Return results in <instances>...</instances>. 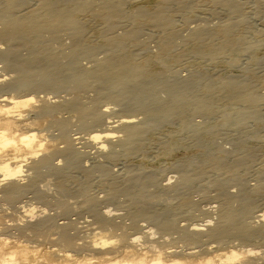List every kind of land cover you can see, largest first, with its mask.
Returning a JSON list of instances; mask_svg holds the SVG:
<instances>
[{
	"label": "bare ground",
	"instance_id": "6f19581e",
	"mask_svg": "<svg viewBox=\"0 0 264 264\" xmlns=\"http://www.w3.org/2000/svg\"><path fill=\"white\" fill-rule=\"evenodd\" d=\"M32 1L34 3L30 1L29 4L28 0H0V235L6 229L8 233L13 228L18 231L14 240H9V236L0 237V264H264V250L253 241L255 237L264 241V207L255 208L254 205L258 199L264 202V183L256 180L246 184L239 171L254 153L245 150L242 156H235L232 150L215 144V140V143L206 141L212 125L210 130L203 128L200 121L197 123L187 116L188 112L195 115L212 113L214 98L223 97L231 103L241 101L240 108L232 109L233 113L228 114L231 116L224 112L222 116L224 108L220 112L222 115L218 114L221 118L217 116L220 122L237 126L244 119L248 121L245 117L249 115L244 117L245 113L256 110L258 95L245 81L237 78L239 76L228 74V77L213 80L202 73L182 76L178 71L154 73L151 70L153 56L161 58L156 59L164 64L163 61L176 59L185 51H192L196 56H209L241 43L233 30L241 23L244 0H209L221 5L229 15L214 26L200 23L191 27L185 35L190 40L187 49L177 52H174L175 38L182 32L178 34L179 29L165 7L172 2L179 9H191V0H162L155 9L138 5L130 10L126 6L136 0ZM86 15L101 21L97 29L99 41L86 39L87 24L81 18ZM124 22H127L126 26ZM144 22L162 30L155 50L142 47L137 51L135 48L141 43L138 31ZM118 26H122L121 29L117 30ZM261 41L264 42H258ZM61 43L67 45V51ZM99 49L103 51L102 56L95 54ZM80 57L92 58V62L80 63ZM197 85L202 88L199 96L195 95ZM59 89L72 91L73 95L65 97L63 94L64 97L58 98ZM85 89L95 91L92 97L86 94L87 101L77 93V90H84V94ZM215 90L219 93L214 95ZM116 105L119 106L117 110ZM65 109L77 116L73 119V123L77 120L74 131L69 129L72 119L57 115ZM139 114L142 116L138 117ZM176 117L184 130H191L196 141L208 147L203 159L196 164L189 163L190 169L178 164L180 172L172 183L173 175L167 177V182H162L154 170L133 168L135 165L125 167L124 164V169L111 170L110 162L121 154L133 155L144 146L141 138L148 131ZM250 117L256 122V111ZM47 118L50 124H45L57 129L54 135L48 134L49 130L47 134L42 132L46 125L38 128L42 119ZM90 143L93 151L85 148L87 144L90 147ZM83 156L92 157L93 161L83 164ZM69 168L80 170L86 180L96 172L95 178L106 183L104 200H113L121 193L129 195V201L138 206L135 212H129L130 218H127L130 221L122 220V214L112 211L113 208H102L100 197L89 193L86 185L78 190L84 196L85 208L87 206L91 216L90 220H81L85 224L77 225L78 221L73 217L65 219L48 213L44 205L50 201L49 182L44 183L40 177L54 175L56 189L60 188L68 195ZM207 169L212 171L213 177L209 181L206 178L208 184L202 191L207 196V188L213 187L216 191L212 193L214 203L209 201L207 205L199 206L198 201L188 195V189ZM261 175L263 177V173ZM259 180L263 179L260 177ZM201 184L198 185L202 186L204 182ZM171 192L178 200L176 198L174 204L168 200L165 207L157 209V203L167 201L161 195ZM27 193L44 203L39 213L25 206L26 202L21 203V197ZM5 203L12 204L13 209L9 207V211L7 205L3 206ZM63 204L67 207L66 202ZM173 208L177 211L183 208L184 215L191 217L197 209L203 218L198 221L183 216L184 220L180 221ZM8 212L17 218L6 220ZM198 212L195 215H199ZM94 223L97 225L91 226ZM26 231L41 238L32 241L34 244L27 241L29 238L23 241L19 234L28 236ZM233 239L237 243L223 245ZM251 240L254 243L251 244Z\"/></svg>",
	"mask_w": 264,
	"mask_h": 264
},
{
	"label": "rangeland",
	"instance_id": "374dc122",
	"mask_svg": "<svg viewBox=\"0 0 264 264\" xmlns=\"http://www.w3.org/2000/svg\"><path fill=\"white\" fill-rule=\"evenodd\" d=\"M30 1L32 3H34V1H32V0H30ZM30 1L28 0L29 4H31ZM192 1H193V3H192ZM261 1L262 0H259L258 3H256L257 4L256 5L254 3L255 0H246V1L244 0V3L242 5L243 7L241 9L242 10L241 11V14H242L241 23H239L237 28H235L233 30V35H235L236 37L239 36L241 39V43L237 44V46L234 45L235 47L233 46L231 48L233 52L231 51V49H229L227 51H223V52H218V53H215V55L218 57H215L214 54L209 55V56L206 54H204V55L197 54L199 56H196L195 55L196 53H194L192 51H185L181 56L176 58L177 60L175 58H169V59L163 61L164 64L159 63L160 61H158V60H161V58H158V56L157 57L153 56L152 58H154V63L151 65V70L154 73H156V72L168 73L169 71H178L182 76L190 75V73L191 74L195 73V75H198V74L201 75V73H202V76H204V75H206L208 77L210 76V78L213 80H216V79L221 78V77H228V74H229V76L233 75V77L239 76L237 78H240L241 80L245 81L247 83V85L250 87L249 89L253 90L256 93V96L258 95L257 98L259 100L257 102L256 110L254 109V111H256V114L258 115V119L256 120V122H252V121H255V119H253V117H250V115L252 116V113H254L253 109L251 111L252 113L251 112H250V114L245 113L246 115H244V117L249 115V117L248 116L245 117V118H249V119H247L248 121H246V122L244 119V121L241 123V124H243L245 122L243 125L239 124L236 126L234 124H229L227 122L226 123L220 122V118H221V115L223 114V112H224V114L226 113V115L232 114L233 113V111H231L232 109H237V108H240V106H241V101H239V102L234 101L233 103H231L230 100H228L227 98L225 99L223 97L214 98V100L215 99L216 100L215 101L213 100L214 103L212 102V104L214 105V110L212 113L202 114L203 116L201 115V113H196V115H195V113H191V112L189 113L188 112V114H187V116H189V118H191V119L194 118L193 120H195V122L200 121L199 123H201L203 128H209V130H210V126L212 125V127H211L212 130L210 131L211 135L205 138L206 141H210L213 143H215V141H216L215 144L218 143L217 144L218 146L221 147L223 145L222 147L227 148L229 150H232L233 151L232 154L234 153L235 156H242L243 153L245 152V150L246 151L249 150L250 152H252L251 154L254 153L253 156H251L250 159L247 161V163L245 165H243L244 168L241 167L239 170V171H241L240 175L242 176V180L246 184L248 182L254 183V181H256V180L264 183V181H263L264 180V171H263L264 169H262L264 167V163H263L264 162V98H263L264 97V42L262 43V41H261V43H259L260 40L264 41V11H263L264 10V8H263L264 7V1H262V2ZM161 2H162V0H136V1L128 3L126 8L128 10H130V8H134L135 6L139 5V6H144V7L146 6L149 9H155L157 6H159V4ZM190 2H191V5L193 6V8L191 7V9H184V8L179 9L172 2L167 3L170 7L167 4L165 7L167 12L169 14H171V16H172L174 26H176L177 29H179L178 34H180L182 32L180 35H177V37L175 38L176 45L174 47V52L182 51V50L184 51L187 49V46L190 43L188 41H190V40L188 38H186L185 35L188 34L189 29L191 27H193L196 24H200V23L206 24L207 26H214L215 23H219L222 20H225L227 18V16L229 15V14H227V12L223 11L221 5L219 6L218 3H216V5H215V3H213L212 1H209V0H207V1L206 0H191ZM194 2H195V4H194ZM169 3L172 5V7ZM213 4H214V6H213ZM211 6L214 8H212ZM220 9H221V11H223V13L220 11ZM180 11H182V12H180ZM81 18L87 24L86 31H88V32L86 33V39L91 40V41L93 40V42L99 41V33H98L97 29L99 28V26H101V21L93 19V18L91 19L90 15H86L84 17L81 16ZM183 18L184 19L187 18L189 21L188 20H186V22L181 21V20H183ZM203 22H205V23H203ZM126 23L127 22H124L125 26H126ZM119 26L117 27V30L121 29V27L123 25L120 28H119ZM186 28H187V30H186ZM161 31L162 30H160V28H158L157 26H153L150 23H147V22H144V24L142 23L139 26V31H138L139 39H140L141 43L138 46H135L137 51H139V50L141 51V49H138V48H142V47H147V48L150 47V49L155 50L158 38L161 35ZM181 37H183V38H181ZM255 41H257V42H255ZM256 43H258V44H256ZM55 44L56 43H54L53 45L55 46ZM253 44H255L254 49H253ZM61 45H62V48L64 49V51L68 50L67 45L62 44V43H61ZM245 46H246V50L244 49ZM255 46H257V47H255ZM241 47H242V49H241ZM249 47L252 48L254 51L253 50L250 51ZM65 49H67V50H65ZM247 49H249V50H247ZM21 52L25 53V51H23V50ZM95 54L97 56H100V55L102 56L103 51L101 49H99V52L97 51ZM226 55H228V56H226ZM211 56H213V58ZM79 59L82 60V61L79 60L80 63H83V62L85 63L87 61L89 64V62L90 63L92 62V60H91L92 58H89V57H84V58L80 57ZM64 60H66V59H63V61ZM0 65H2L1 62H0ZM196 69L198 70V72ZM59 90H61V89H59ZM68 91L69 90H65V92H64L63 90H61L58 93L57 92H55V93H57V95L60 94L58 96V98H62L64 96L69 97V96L73 95L72 91H69V92ZM78 91L80 92L81 90H77V93L79 96L82 95L81 98L84 101H87L89 99V97H92L95 94V91H92V89L90 91L88 89H85L84 94H83L84 90H82L80 92L81 94H79ZM70 92H71V94H69ZM201 93H202V88L200 87V85H197L195 88V95L199 96ZM216 93H219V92H217L215 90V92L213 94L215 95ZM50 94L52 95L53 93H50ZM63 94H64V96H62ZM260 96H262V97H260ZM83 97H85V98H83ZM223 105H225V107H223ZM228 106L230 109L228 108ZM118 107H119L118 105L114 106V108L116 110ZM215 108H216V110H215ZM219 109H220V111H219ZM222 109L225 110L226 112L222 111V114H221L220 112ZM65 110L66 111L61 110V112L62 111L63 112L57 113V115L60 114L62 116L68 117L70 120L72 119L70 121V125H69L70 128L69 129L74 131V129L76 128V125H77V124H75L77 122V120L75 119V123H73V121H74L73 119L77 116L76 115L74 116L73 111L70 112V110H68V109H65ZM71 114H72V116H71ZM218 114H221V115H219L220 118H218L219 117ZM224 114L222 115L223 117H224ZM70 116L72 118H70ZM140 116H142V115L139 114L138 117H140ZM228 116H231V115H228ZM206 118H207V120H206ZM216 120H217V122H216ZM218 120L220 123H223V124H219ZM45 122L49 123L48 118L42 119L38 128L42 129L46 125V127H44L42 129L43 133L47 134V132L49 130L48 134H51L50 132H52L53 135L56 134L57 131H55V130H57V129L54 128V125H53V127H49L52 125H49L50 123L45 124ZM251 123H253V124H251ZM71 124H74V125L72 126ZM224 124H226V125H224ZM47 126L51 130L53 129L54 131H51ZM160 126L157 128H154L153 130L148 131L147 134L144 135L147 139L144 138V136L141 138V139H144L143 141L141 140V142L144 143L143 144L144 146L141 148H138L137 151H135V154H133L134 156L132 154H130V155L121 154L118 157V159L110 162L109 166H110L111 170L113 172H117L122 167L124 169L125 167H133L135 165L133 168H135V167L136 168L137 167L138 168H145V169L148 168L147 170H150L151 172L155 171L154 174L155 175L157 174L156 177L158 179L161 178L160 180L162 182H167L168 181L167 177L170 175H173V177L170 178V181H171L170 183H172V181H175L174 178L180 172L179 166L181 164L185 165L183 167H187L188 169H190L188 167L189 163L194 162V164H196L201 159H203V157H205L207 155L206 151H207L208 147L206 146V144L205 143H198L196 141V138H194V136L192 135L191 130H184L185 128L182 127L181 122L177 117L173 118L172 120H169L167 122H164L162 124V126L161 127ZM45 128H47V129H45ZM213 130H214V132H212ZM73 131H70V132H73ZM83 131H82V133H84ZM253 134H255V135H253ZM192 140H193V142H192ZM88 146L89 145L87 144V146L85 148L89 149L90 151L94 150V147H92L91 143H90V147H88ZM202 147L203 148L205 147V148L203 149ZM231 147H232V149H231ZM237 151H239V152H237ZM240 151H242V152H240ZM123 156H125V157H123ZM60 158L61 157L59 156L58 159H60ZM82 158H81V162L83 164L88 163V162L91 163V161H93L92 157H91L92 159L87 157V156H83ZM252 158H253V160H252ZM195 159L197 161H195ZM94 160H95V158H94ZM190 160H191V162H189ZM261 161H262V163H261ZM127 163L129 166L127 165ZM174 163H175V165H174ZM124 164H126L125 167H124ZM178 164H179V166H178L179 168L177 167ZM262 165H263V167H262ZM159 168H162V169H159ZM43 170H44V168H43ZM68 171H69V177H68V181H67V182H69L67 184L68 193H69L68 195H67L66 191H63L64 192V194H63L62 190L60 188H58V189L61 190V192L58 191V189H56L58 186L56 185V178H54V175L49 174V175H52L53 176L52 177V176H49V175L46 176L43 174L44 176L42 175V177H40L41 178L40 180L43 179L42 181L44 183L49 182V184H48L49 185L48 195L50 196L49 197L50 201H48L47 203L49 204L51 202L53 204L50 203V205H48V204L44 205L43 202L38 201L34 197H31L32 196L31 193H27V194L23 195L21 197V200H22L21 203L26 202L25 206H27L28 208L31 207L32 208L31 211L34 209L35 211H33V212L37 211L36 213H39L40 212L39 210H41V208H43V205H44V207H46V211L47 212L49 211L48 213L55 215V217H61V218H65V219H67L68 217H70V218L73 217L75 220L78 221L77 225L85 224L86 222L83 223L81 220H83V221H84V219L90 220L91 216L88 213L87 206L85 208L84 196H82L78 192V190L82 185H86L89 193L91 191V194L98 196V198L100 197L101 201L99 204L102 208H105V206H107L108 208H111V209L113 208L112 211L118 212L120 215L122 214L121 219L122 220L125 219L124 220L125 222H127L129 220V218H130L129 214L132 212H135L137 210L138 206H136V204L134 205L131 201H129V198H127V197H129V195H127L126 193H124V196L126 195L125 198L123 196V193H121V194L116 196L117 199L115 198L113 200H106V199L104 200V195H105L104 189H106L105 188L106 183H104V181L100 180V178H98V177H97L98 179L95 178L97 176L96 172L91 174L90 177H88L86 180L83 177L81 171L80 170L77 171V168H72V169L69 168ZM122 171L124 172V170H122ZM207 171H206L207 174H206V172L203 173V175H201V177H200L201 179L199 178V180L196 181V183L194 182V186L192 188L190 187L188 189V195L190 196L191 199L198 201L197 203L199 206L207 205L209 203V201H211L212 204L214 203L213 200L215 198V196H214V194H215L214 192H216L215 189L213 187H208L206 190L208 193L207 196H205L204 192L202 191L203 190L202 188H204V186H206L208 184V181L213 177V176H211V175H213L212 171H210L209 169H207ZM260 172L263 173V177L261 175L262 173L259 174ZM160 174H161V176H160ZM204 175H205V177H204ZM207 176H209V177H207ZM43 177H45V178H43ZM260 177L263 180H259ZM162 178H163V180H162ZM206 178L208 179V181H206L207 180ZM44 179H47V180H44ZM98 180H100V181L98 182ZM43 182L40 181V184ZM80 182H82L81 185H80ZM203 182H204V184H203ZM198 184L199 185L201 184L203 187L199 186ZM231 184H233V183H231ZM75 185L77 187H75ZM71 186H72V188H70ZM197 186H199L201 189L199 190ZM211 188H213V189H211ZM230 188L234 189V187L232 185L230 186ZM209 190H210V192H209ZM60 193H62L65 196H63ZM97 193H98V195H97ZM212 193H214V194H212ZM73 194H74V196H72ZM202 194H203V196H202ZM56 195H59V197L62 196L64 201H62V198H58V196L56 197ZM76 195L77 196L79 195L78 198L76 197ZM165 195H161V196L163 198L166 197V199H167L166 203L164 200H162V201H164V203L162 201H160L159 204L157 203V207H156L157 209L165 207L167 202L169 203L168 200H170V201L172 200L171 202L174 201L173 203L170 202L171 204H174L178 200L177 195L172 193V192L167 193ZM71 198L72 199L74 198V199L72 200ZM176 198H177V200H176ZM204 198H206V199H204ZM153 199H155V198L153 197ZM55 200H56V202L59 200L58 202L59 203L61 202L60 203L61 205H62V202L63 203L66 202L67 207H66V205H65V207H63L64 204L62 206L60 204H59L60 206L57 205L58 202L56 204ZM114 200H116V201L114 202ZM117 200H118V202H117ZM111 201H113V202H111ZM68 202H69V204H68ZM70 202H71V204H70ZM110 202H111V204H110ZM125 202H127V203L125 204ZM17 203L18 202L14 203V204H17ZM129 203H130V205L132 204L131 207L129 206ZM103 204H105V205L103 206ZM6 205H7L9 211L13 207L12 204H10V205L7 203L3 204V206H6ZM115 205H117V206H115ZM254 205H255V208H263L264 202L262 200L258 199V203L255 202ZM119 206H120V208H119ZM9 207H11V208L9 209ZM70 207H72V208H70ZM63 208L66 212H64ZM114 208H115V210H114ZM173 209H171L172 212L174 211L177 214V215L176 214L175 215L177 216V218H179L180 221L182 220L183 216H185L188 220H192V218H193V220H198V219L200 220L201 218H203V214L198 212L197 209H195L196 211L193 210L195 212V213H192V215L194 217L184 215L185 210L183 208L179 209L178 211L175 208H173ZM181 210L182 211L184 210V211L182 212ZM121 211H123V212H121ZM197 212L199 215H195V214H197ZM123 213H125V214H123ZM6 214L7 215H5V217L6 216L8 217V218L6 217V220H8V221L9 220L12 221L11 218H14V216L17 218V216L11 212H8ZM64 214H65V216H64ZM123 215H125V216H123ZM127 217H129V218H127ZM117 219H120V218H117ZM8 221H7V223H9ZM140 222H143V221L140 220ZM96 225H97V223H94V225L92 224L91 226H96ZM11 228H13V227H11ZM11 228H9V231L11 230ZM13 229H15V228H13ZM13 229H12L11 233L10 232L8 233V229H6L4 231V233H2L0 235V237H2V235H3V237L9 236L10 237V238L8 237L9 240H14V237H15V235L18 234L17 233L18 231L16 229L15 230H13ZM15 232H16V234H15ZM7 233L10 235L13 233L12 235H14V236L11 235L12 239H11V236L8 235ZM26 233H28L29 237L27 236V234L26 235L25 234H19V238L23 241H26L27 240L26 238H29V240H27V241H29L31 244L32 243L34 244L35 241H39L37 238H41V237H38L40 235H38V236L33 235V234L29 233V231L28 232L26 231ZM30 235H32L33 238L36 237L35 239H37V240H34ZM173 235H175V234H173ZM165 236H167V235H165ZM23 237L25 240L23 239ZM30 237H31V239H30ZM259 239L260 238L255 237L254 240L252 239L255 243L251 240V244L254 243L255 245H260V249L264 250V241L259 240ZM233 240L232 241L231 240L226 241L227 243L225 242V244H223V245H228L229 244L228 242H230V245H231V242L237 243L236 239H233ZM32 241H34V242H32ZM213 244H217V243L213 242ZM219 251H221V250H219ZM262 256H264V253L262 254ZM262 263H264V262H262Z\"/></svg>",
	"mask_w": 264,
	"mask_h": 264
}]
</instances>
